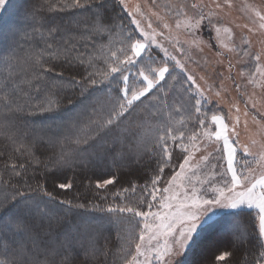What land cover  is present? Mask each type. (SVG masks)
Here are the masks:
<instances>
[{"label": "trees", "instance_id": "16d2710c", "mask_svg": "<svg viewBox=\"0 0 264 264\" xmlns=\"http://www.w3.org/2000/svg\"><path fill=\"white\" fill-rule=\"evenodd\" d=\"M63 1L22 0L19 6V1L12 0L7 10L0 16V41L3 34L9 35L6 43L0 47V207L7 206L13 202V197H16L20 200L31 198L29 203L38 202L41 207L48 210V214L49 206L56 208L54 214L47 217L34 215L30 218L32 231L26 233L28 238L17 237L22 243H30V236L34 235H38L41 240L51 241L67 232L82 231L79 228L85 227V224L81 220V215L84 212L86 215L91 213L89 211L94 209L93 207H119L123 203L134 207V203H131L134 195H130L125 189L129 190L133 185L149 184L154 172L158 171L157 158L148 152H141L138 157L133 156L134 159L121 161L118 156L123 148L115 150L117 141L112 140L114 137L110 138L113 142L111 151L108 141L93 145L88 151L90 153L93 149L96 152L100 149L105 150L109 153L107 158L91 161L82 153L79 159L84 163L77 164L74 168L63 169L62 174L55 171L53 161L62 150L67 152L77 148L72 143L74 139L71 133L76 131L77 135L81 134L88 116L92 115V110L97 107L95 100L103 95L104 86L101 83L92 85L82 77H86L89 72L99 73L107 70L105 53L102 47L96 49L94 44L102 42L105 45L110 33L90 35V26L99 15L112 26L111 33L118 27H127L125 12L115 0H81L85 6L79 8L71 6L68 8ZM69 1L66 0V4H69ZM100 4L103 7H100ZM50 7L52 10H49ZM8 9L18 10L15 17L18 22L16 25L14 15L9 17ZM47 22L60 25L63 29L55 41L47 35ZM36 28L40 31H35ZM69 35L78 37L73 41L76 47L70 55L79 59H74L73 63L68 64L62 58L51 59L45 54L44 66L54 67L55 70L44 73L39 67L35 71L31 68L35 57L46 49V42L53 43L56 47L62 44L61 37L67 38ZM81 35L86 38H79ZM6 56L16 58L15 73L10 79L14 82L18 94L16 104H19L23 111L8 112L4 106L5 77H8L10 71L5 66ZM80 60H84L85 63L81 64ZM35 72L41 73L42 79L37 80ZM94 78L103 79L99 75ZM116 90L119 91V87L115 84L113 93ZM41 110L45 112L41 113ZM76 121L80 123L75 124ZM41 130H46L51 138L45 137ZM38 131L41 134H37ZM108 134L110 136V133ZM105 139L108 140V137ZM129 142L130 140L122 145L128 147ZM107 144L109 149L105 148ZM113 157H116L115 161ZM21 164L24 168L19 167ZM45 164L48 166L45 167ZM13 165L16 167L13 168ZM175 168L176 166L173 168L167 166L161 179L167 180ZM17 172L21 175L17 176ZM55 176H60L62 182L72 181L74 177L73 187L68 190L56 188L53 182ZM93 176L103 177L102 179L113 176L117 177V180L106 189H96L97 177L93 182L87 181L84 184L86 177L91 179ZM39 186L53 192L55 199L50 201ZM18 193H23V197ZM60 201L71 203L61 204ZM256 229L253 211L240 209L223 213L204 228L184 264H192L198 245L214 236L223 238V244L217 242L211 247L204 248L201 262L196 264H256L260 251L259 245L256 244ZM92 231L101 254L93 259L91 254L86 255L84 250L77 248L79 255L75 259V264H117L115 252L119 241L115 228L110 225H95ZM4 243L5 241L0 239V259L5 257ZM222 245L227 249L224 251L230 252L231 255L225 261L211 263L212 250ZM105 251L107 256L103 255ZM8 258L11 259V255Z\"/></svg>", "mask_w": 264, "mask_h": 264}, {"label": "rangeland", "instance_id": "374dc122", "mask_svg": "<svg viewBox=\"0 0 264 264\" xmlns=\"http://www.w3.org/2000/svg\"><path fill=\"white\" fill-rule=\"evenodd\" d=\"M17 1L20 2V6L22 0ZM115 2L125 12L127 27H118L110 33V38L105 45L102 42L95 43L96 49L102 47L105 55H110L108 49L112 51L118 50L122 46L124 37L129 33H134V38L144 42V37L136 30V25L130 22L133 17L128 15L129 11H132L139 5L141 12L144 14L143 17L135 12H133V16L141 21V26L146 32L151 33L152 29L147 27L148 23L151 22L153 28L158 33H163V35L156 36V41L162 45L163 49H167L169 56H173L176 60H179L184 68L182 70L179 67H175V60L165 57L161 47L150 44L144 55V62L148 61L149 55L156 61V64L167 60L171 74H166L165 80L161 81L160 85L153 89L147 98H141L142 102H135L133 108L130 110V114H126L118 122L119 128L113 126L110 136H108L109 134H101L94 141L90 140L88 145L80 144L77 146L74 144V146L86 148L84 155H87L91 161H94L98 160V157L101 156L107 158L109 153L105 150L101 151V149L97 150V152L93 149L89 153L88 151L93 145L104 144L108 141L110 142L109 151H111L113 148L111 144L113 142L110 138L114 137L112 140L117 141L115 150L118 151V148L122 147L123 151H127L128 147L122 144L133 140L132 134L141 131L139 127L141 124L163 126L165 128L172 127L173 129L183 131L185 133L183 143H180L179 140L175 143L171 140L168 142L170 151L172 152V161L169 167L173 168L176 166L172 173L173 175L179 171V163L183 161L184 156L192 153L193 158L190 164L195 167L192 168L191 172H188V175L192 176L194 172L195 177H193L191 183L188 180L177 181L170 187L169 193H164L163 188L169 186L167 182L172 175L167 180L161 179L155 186L160 190L157 192L156 200H152L150 195L152 191L151 182L146 184L147 188H145L146 185H135V192L131 190L132 186L128 190L130 195H134L131 203H134V208L140 211L168 212L169 209L161 208L162 198L166 195L170 196L173 193L178 194L177 200L169 201L175 205L186 193L191 194L192 184H195L197 194L203 199H214L218 193L212 189L214 187H225V181L230 185L231 175H224L227 169V162L223 158V141L217 142L214 137L209 141L203 138L202 135L205 130L215 131L217 125L212 122L211 117L213 115L221 117L223 122L228 125L230 141L238 142L237 162L235 164L237 171H245L248 166L255 168L257 173L264 171V169L255 163L252 156H245L242 151V146L248 145L252 153L258 154L261 151V145H264V76L257 73V62L253 59L255 55L259 54L261 57L259 63L261 69L264 70V29L259 26L264 21H260L256 16V12L258 11L264 14V0H230V7L224 3V0H156L155 4L152 3V0H125L126 6L120 4L119 0H115ZM71 3L72 0L69 1V4H66V0L63 1V4L68 8L71 6ZM193 3L198 5L196 9H192L191 5ZM217 3L221 5L219 8L216 7ZM176 5L183 6V15H177L178 8L175 7ZM8 11L9 17L14 15L13 19L16 25L18 22H16L15 17L18 10L14 9L10 11L8 9ZM201 13L206 18L201 21L199 27L194 28L191 32L184 27L186 21L194 23V19H198ZM209 13H212V15L209 16ZM177 20L181 21L180 28L176 27ZM164 23H167L169 27L164 28ZM217 28H219V32H217ZM225 29H228V31H225ZM8 38V34H3L0 47L6 43ZM245 39L249 41L248 44L243 43ZM177 40L180 41V44H176ZM193 40L196 41V44L191 43ZM178 47L184 48L185 51H177ZM245 52L248 54L246 55ZM153 66L156 65L154 64ZM123 67L125 74L130 76V82L135 83L139 87L136 74L140 71L142 64L124 65ZM254 73L255 75H253ZM187 74L194 76V84L187 80ZM132 77H136V79H131ZM117 81H119L118 75ZM115 84L117 85V82H110L109 80H103L101 83L104 89L103 95L95 100V103L97 102V107L95 106L97 113L101 110L107 112L112 106L113 101L119 94L117 90L114 93L112 91ZM197 87L203 91L205 97L200 105V113H196L195 111V100L193 99L189 103V94L184 92V89H190L194 94ZM218 92L220 93L219 96L216 95ZM178 108L181 110L177 111ZM40 112L44 113L45 111L41 110ZM245 112H247V115H245ZM237 118L239 119L238 124L236 123ZM201 119L205 121L204 128H201L199 122ZM233 126H235V132L237 133L235 136L232 135ZM41 131H43L41 133L45 137L51 138L46 130ZM196 132L201 134V139L197 142V147L200 148V151H195L189 140V137ZM77 134L76 131L71 133L73 139L76 138ZM177 135H179L178 132ZM105 137H108V140ZM253 141H256V143L253 144ZM177 144L180 146H177ZM184 147H188L189 151L184 152ZM105 148L109 149L108 144ZM148 153L153 156L152 153ZM204 156L208 157L207 160L201 159ZM155 157L158 158L157 156ZM95 177L98 179L103 178L93 176V178L89 179V177H86L84 184L87 181L93 182ZM199 181L205 182L200 183ZM72 182H75L74 177L72 178ZM142 199L143 203H141ZM149 203L152 204L151 209L148 207ZM46 206L48 205L46 204ZM124 206H129V204L123 203L119 207ZM93 208L89 211L91 213L87 215L85 212L82 213L81 220L84 221L85 227L81 226L79 229L82 231L86 228L93 230L95 225H110L114 227L118 233L117 238L119 241L115 252L118 258L117 264H123L125 253L121 250L128 246L129 238H132L129 250L134 252L135 242L138 241L140 230L143 228L145 222L144 218L136 217L133 213H108L106 211L107 208ZM100 209H105V211H101ZM241 210L254 212L256 227L258 229V210L248 209L246 206L242 207ZM55 211V207L49 206L50 213L48 215L54 214ZM230 211L232 210L212 207L203 217L197 226L194 241L190 242L189 247L185 250V255L182 257L183 264L204 228L210 225L218 216ZM149 222L158 223V221L152 218H149ZM174 235L178 237L179 232L177 231ZM23 236L25 239L28 238L26 234ZM223 240V238L214 236L201 242L195 250L192 264H196L202 259L204 248L211 247L213 243L217 244V242L223 244ZM169 241H172L171 237H169ZM153 243L155 244V241ZM78 249L80 248L78 247ZM224 250L227 249L223 245L218 249L214 248L211 255L212 259L210 256H207V258L211 259V263L217 262L215 256L222 252H227ZM232 250L234 251V249Z\"/></svg>", "mask_w": 264, "mask_h": 264}, {"label": "snow or ice", "instance_id": "6c2138e0", "mask_svg": "<svg viewBox=\"0 0 264 264\" xmlns=\"http://www.w3.org/2000/svg\"><path fill=\"white\" fill-rule=\"evenodd\" d=\"M120 4L125 5V0H119ZM156 0H152L155 4ZM11 0H0V15L7 10ZM224 3L231 6L230 0H224ZM85 5L81 3V0H72L71 7L79 8ZM103 7L102 4L99 5ZM220 4H216V7H220ZM178 8L177 15L184 14V8L182 5H176ZM192 9H196L198 5L193 3ZM49 10H52L50 7ZM133 12L143 17V13L137 5L132 11L128 12V15L133 17L131 24L136 25V30L144 37V42L140 39L134 38V33H129L124 37L122 46L112 51L108 49L110 55H105V63L107 64V70L99 73L89 72L83 79L88 80L92 85L102 83L103 80H109L110 82H117L119 87V94L116 96L112 103V106L107 112L101 110L99 113L93 110V115L88 116L87 123L84 128L81 129V134L77 135L72 143L79 146L80 144L88 145L90 140H95L101 136V134L107 135L113 129V126L119 128V123L126 114H130V110L133 108L135 102H142L141 98H147L148 94L153 89L160 85L161 81L165 80L166 74H171L167 60L160 64H156V61L151 55L148 56V61L144 62V55L150 44L156 47H161L156 41L157 35H163L158 33L149 22L147 27L152 29L151 33L146 32L141 26V21L133 16ZM209 16L212 13L208 14ZM256 16L260 21H264V14L259 11L256 12ZM159 18V17H158ZM206 17L201 13L198 19H194V23L185 22L186 27L190 32L199 27L201 21ZM260 28L264 29V23H261ZM164 28H168L169 25L164 23ZM176 27H181V21L177 20ZM47 35L51 37L53 41L61 35L63 29L60 25L53 22H47ZM40 31L39 28L34 29ZM112 26L104 18L97 15L89 29L90 35L102 34L104 32L111 33ZM228 31V29H225ZM251 31V29H250ZM219 32V28H217ZM79 38H86L81 35ZM62 44L54 47L53 43L46 42V49L42 50L37 55L30 65L35 71L37 67L43 69L44 73L54 71V67H45L44 56L51 59H63L68 64L73 63L74 59L79 57H72L70 54L75 50L74 40L78 39L75 35H69L67 38L61 37ZM192 44H196L193 40ZM244 44H248L249 41L245 39ZM176 44H180L177 40ZM175 46V45H174ZM165 57L171 60H175V67H179L183 70L184 66L175 57L169 56L167 49H163ZM177 51L184 52V48L178 47ZM247 55L248 53L245 52ZM13 56L5 57V66L9 71L8 77H5L6 83L4 85L5 95L3 97L4 106L8 109V112L23 111V108L16 104L18 94L14 82L10 77L15 73ZM257 62L256 71L261 76H264V70L260 66V55L257 54L253 57ZM81 64H84V60H80ZM90 63V62H89ZM142 64L140 71L136 74L138 77L139 87L135 83L130 82V76L125 74L124 65H138ZM156 66H153V65ZM231 67V65H230ZM96 75L103 77V80L94 78ZM117 75L119 81H117ZM255 75V73L253 74ZM37 80L42 79L41 73L35 72ZM132 77L131 79H136ZM175 79V77H173ZM187 80L195 83L194 76L187 74ZM251 82V81H250ZM31 85V82H28ZM122 84V86H120ZM237 87H239L237 85ZM185 93H188L189 103L195 100V111L200 113V105L202 100L205 99L204 93L197 87L196 92L193 94L190 89H184ZM217 96L220 95L218 92ZM15 105V107H13ZM255 106V105H253ZM48 111L50 109H44ZM181 109L178 108L177 111ZM239 111V109H237ZM158 115V114H154ZM247 115V112H245ZM212 122L217 125L214 132L205 130L203 132V138L211 141L214 137L215 141H223V158L227 162V169L224 175H231L230 185L225 181V187H214L212 190L218 193L214 199H203L197 194L195 184H192L191 194H185L182 199H179L178 203L173 205L169 201H175L178 199V194L173 193L172 195L164 196L161 200V208L169 209L168 212H152V211H140L131 206L124 207H112L107 208L108 213H133L136 217H143L145 222L143 228L140 230L138 241L135 242L134 252L130 251L132 238H129L128 246L123 248L121 251L125 253L123 257V264H183L182 257L185 255L186 248L189 247L190 242L195 239L194 234L197 233V226L203 219V217L211 210L212 207H218L223 209L238 210L246 206L248 209L258 210V229H256V244L259 245L260 251L256 258V264H264V171L260 173L256 172V169L248 166L245 171L238 172L235 164L237 162V141H230L228 135L229 128L223 122L221 117L213 115L211 117ZM201 128H204L205 121L201 119ZM79 124L80 121L74 122ZM236 123H239L237 118ZM141 131L133 133V140L129 142L127 151H121L119 154L121 161L131 160L133 156H139L141 152H150L153 156H157V169L154 172V176L151 179L152 191L150 193L152 200L157 199V192L160 191L155 186L160 182L165 168L170 165L172 161V152L169 148V140L174 143L179 140L183 143L185 133L179 129H173L172 127L163 126H149L141 124ZM177 132L179 135H177ZM232 135H237L235 132V126L232 128ZM201 139L199 132L193 133L189 140L191 146L195 151H200L197 147V142ZM256 141H253L255 144ZM177 146H180L177 144ZM219 150V149H218ZM184 152H188V147L183 148ZM242 151L245 156H252L255 163L262 169H264V145H261V151L258 154H254L250 151L248 145L242 146ZM86 152V148L77 147L76 149L69 150L67 152L61 151L57 158L53 161V167L56 172L62 174L63 169L74 168L77 164L84 163L79 159L81 153ZM258 155V158H257ZM103 160L105 157H98ZM193 158L192 153L184 156L183 161L179 163V171L175 172L172 177L168 180V187L163 188L164 193H169L170 187L177 181L188 180L190 183L195 177V173L192 176L188 175V172L192 171L195 167L190 164ZM207 156L202 157V160H207ZM116 157H113L115 161ZM39 163V161H37ZM48 165L45 164V167ZM16 166L13 165V168ZM20 168H24V165H19ZM246 172V174H245ZM17 176L21 175L20 172L16 173ZM198 179V178H197ZM117 177L109 176L105 179H97L95 183L96 189H106L109 185L116 183ZM55 187L61 190H68L73 187V182H62L60 176H55L53 180ZM204 183L205 181H199ZM181 186H183L181 184ZM44 192V195L49 200H54L55 196L53 192H48L43 186H39ZM147 188V185L145 186ZM239 189V190H237ZM133 192L136 190V186L133 185ZM128 191V189H125ZM119 194V193H117ZM19 196L23 197V193H18ZM28 200H20L13 197V202H10L5 207H0V239L5 241L4 243V259H0V264H75V259L79 253L77 248L84 250L86 255L91 254L92 258L95 259L100 253V249L97 247V240L92 230L85 229L84 231L77 230L75 232H67L62 236L57 237L51 241L41 240L38 235L30 236V243H22L17 240L18 236H23L26 233L32 231L29 220L31 217L40 216L47 217L48 210L41 207L37 202L35 204L29 203ZM143 199L141 203H143ZM61 204L71 203L70 201H60ZM83 207V205H77ZM149 209L152 208V204H148ZM105 211V209H100ZM149 218L158 221V223H150ZM179 232V236H175L176 232ZM169 237L172 241H169ZM155 241V244L153 243ZM11 255V259L8 256ZM103 255L107 256L105 251ZM231 255L230 252H222L215 256L217 262L225 261L227 257Z\"/></svg>", "mask_w": 264, "mask_h": 264}]
</instances>
